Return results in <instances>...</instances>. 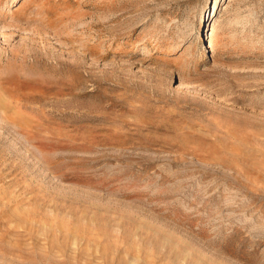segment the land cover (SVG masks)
<instances>
[{
  "label": "rangeland",
  "instance_id": "374dc122",
  "mask_svg": "<svg viewBox=\"0 0 264 264\" xmlns=\"http://www.w3.org/2000/svg\"><path fill=\"white\" fill-rule=\"evenodd\" d=\"M0 264H264V0H0Z\"/></svg>",
  "mask_w": 264,
  "mask_h": 264
}]
</instances>
